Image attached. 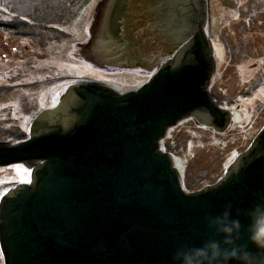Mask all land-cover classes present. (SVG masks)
<instances>
[{"label":"water","instance_id":"1","mask_svg":"<svg viewBox=\"0 0 264 264\" xmlns=\"http://www.w3.org/2000/svg\"><path fill=\"white\" fill-rule=\"evenodd\" d=\"M190 1L180 0L191 7L183 39L167 30L179 12L157 23L168 40L184 42L150 80L125 93L74 83L37 115L28 138L0 144V167L31 169L30 182L0 199L4 264H171V250L198 243L205 216L225 203L245 227L264 216V126L215 185L193 193L161 149L185 118L223 131L231 117L208 90L215 67L208 1ZM150 4L156 11V0Z\"/></svg>","mask_w":264,"mask_h":264},{"label":"rangeland","instance_id":"2","mask_svg":"<svg viewBox=\"0 0 264 264\" xmlns=\"http://www.w3.org/2000/svg\"><path fill=\"white\" fill-rule=\"evenodd\" d=\"M207 1L215 63L208 90L231 117L220 131L190 116L161 140L187 193L215 185L264 126V0ZM154 2L0 0V144L30 136L37 115L74 83L125 93L150 80L184 42L158 31L163 13L148 10ZM30 180L24 164L0 167V199Z\"/></svg>","mask_w":264,"mask_h":264},{"label":"clouds","instance_id":"3","mask_svg":"<svg viewBox=\"0 0 264 264\" xmlns=\"http://www.w3.org/2000/svg\"><path fill=\"white\" fill-rule=\"evenodd\" d=\"M205 235L198 243L171 250V264H264V216L245 227L243 214L225 203L204 218Z\"/></svg>","mask_w":264,"mask_h":264},{"label":"flooded vegetation","instance_id":"4","mask_svg":"<svg viewBox=\"0 0 264 264\" xmlns=\"http://www.w3.org/2000/svg\"><path fill=\"white\" fill-rule=\"evenodd\" d=\"M189 1L190 4V0ZM197 1V0H196ZM188 3V2H187ZM186 3V5H187ZM162 4H165L166 6H160ZM186 5L183 2H180V0H156V6H154L153 8H157V7H162L165 8L164 11L162 9L161 13H163V17L165 16V12L168 14L167 18L169 19L172 17H175L174 11L177 13H180V17L179 20L176 23H171L172 25H170V27H168V31L171 29L173 30L172 34L174 36L179 37L181 39H183V36L187 35L190 31H191V23H190V17H191V13L189 11V9L191 8H186ZM169 7L171 9V11L169 12ZM154 11V10H153ZM156 14L158 13V10L154 11ZM160 14V13H159ZM178 18V15H177ZM176 18V19H177ZM174 19V18H173ZM169 22V20H168ZM167 23V22H166ZM168 41V39H170L168 36L165 37Z\"/></svg>","mask_w":264,"mask_h":264},{"label":"trees","instance_id":"5","mask_svg":"<svg viewBox=\"0 0 264 264\" xmlns=\"http://www.w3.org/2000/svg\"><path fill=\"white\" fill-rule=\"evenodd\" d=\"M2 26H3V28H6V29H9L10 27H11V25L10 24H1ZM23 138V135L21 136V137H18V140H21V139Z\"/></svg>","mask_w":264,"mask_h":264},{"label":"bare ground","instance_id":"6","mask_svg":"<svg viewBox=\"0 0 264 264\" xmlns=\"http://www.w3.org/2000/svg\"><path fill=\"white\" fill-rule=\"evenodd\" d=\"M28 137H29V136H28ZM28 137H27V138H28ZM25 139H26V138H25Z\"/></svg>","mask_w":264,"mask_h":264}]
</instances>
